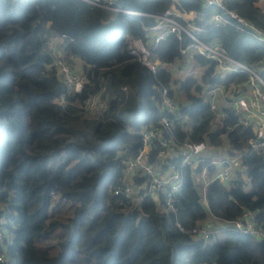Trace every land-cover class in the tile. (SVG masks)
<instances>
[{
	"label": "trees",
	"instance_id": "16d2710c",
	"mask_svg": "<svg viewBox=\"0 0 264 264\" xmlns=\"http://www.w3.org/2000/svg\"><path fill=\"white\" fill-rule=\"evenodd\" d=\"M115 2L149 14L174 9L192 15L198 38L219 42L231 58L264 79V43L241 31L236 21L216 24V7L200 0ZM225 3L264 30L260 0ZM154 22L152 16L122 13L111 19L106 9L85 0H0V255L7 259L0 264H264V240L229 229L224 237L213 234L205 241L177 226L192 230L213 216L231 223L254 211L264 231V152L251 149L255 129L232 105L249 76L223 75L204 56H183L187 34L153 45L145 27ZM56 35L66 37L65 57L86 77L80 93L68 91L56 66L48 67ZM127 36L150 44L156 73L131 53ZM189 57L191 64L184 63L186 72L176 78L172 66ZM220 87L226 104L215 121L217 110L205 92ZM163 88L178 112L188 116H172L176 153L162 162L165 169L172 164L182 173L176 213L164 211L163 196L137 202L122 171V161L140 151L146 127L159 133L149 154L150 162L159 161L160 139L169 135L159 122ZM98 93L108 108L94 116L84 105ZM185 141L239 154L235 177L244 193L231 196L233 181L213 180L206 191L208 208L195 182L207 162L182 166ZM215 170L209 167L211 175ZM144 180L137 174L134 183ZM116 188L125 196H114Z\"/></svg>",
	"mask_w": 264,
	"mask_h": 264
},
{
	"label": "built area",
	"instance_id": "2783aa9c",
	"mask_svg": "<svg viewBox=\"0 0 264 264\" xmlns=\"http://www.w3.org/2000/svg\"><path fill=\"white\" fill-rule=\"evenodd\" d=\"M96 6L106 9L110 18L113 14L122 13L131 16H152L155 22L150 26L145 27V30L151 34V42L157 45L161 40L170 35H176L179 39L183 34H187L190 38L188 44L182 48L181 54L187 56L189 54H196L206 57L215 62L218 71L225 75L230 73H245L249 76L246 82L245 90L238 88V96L232 102L236 114L240 120L245 124H250L254 127L256 137L249 141L252 150H261L264 152V79L252 68L243 65L231 58L225 48L219 42L207 43L198 38L192 30H198L197 27L188 25L185 14L174 9H168L161 14H149L145 12L130 10L128 8L116 5L115 0H85ZM206 7H216L213 18L218 25L233 24L234 21L238 24L241 31L248 33L258 42L264 43V30L260 29L253 23L239 16L234 10L227 7L225 0H200ZM186 23V25L184 24ZM65 36L56 35L52 38L49 47L52 55V63L48 65L49 68L56 66L60 78L66 83L68 91L73 93H80L86 77L84 74L74 72L70 66L63 62L61 52H65ZM127 42L131 53L137 56L141 62L146 65L153 73L157 72V62L152 59L150 44L143 41L141 38L127 36ZM162 98V114L159 122L162 126L169 130V135L162 137L160 140L162 149L159 150V161L150 162L149 154L153 141L158 138L157 130L150 126L141 131L142 147L134 158H127L122 161V171L125 178V183H131L133 186L128 191L134 192L136 201L143 198L150 197L155 201H159L164 197L165 203L164 211L176 213L174 196L182 186V173L176 165H170L168 168L162 166V162L168 155L175 152L174 149V135L171 133L172 116L187 120L188 116L183 115L177 110V102L170 96L169 89L163 88L161 90ZM65 95L61 96L60 101L64 102ZM85 109L91 115L102 114L107 108V103L102 99V94H94L85 101ZM181 165L184 167H196L200 162H207L199 175L202 176V199L207 201L206 191L209 184L213 180H220L224 184L232 183L236 167L240 164V155L221 154L214 152L207 145L206 142H190L185 141L181 144ZM214 166L216 170L209 173V167ZM139 174L146 177L143 184L137 185L134 183L135 176ZM114 196L122 198L125 192L120 188L114 190ZM232 229L238 230L243 234L250 235L255 239L264 240V231L262 226L257 222V215L254 211L245 212L240 218L231 222ZM2 224V223H1ZM180 230L184 232H191L198 235L205 241H208L213 234H217V230L213 225L206 223L197 226L192 230H186L180 223H177ZM4 239L3 230L0 228V242ZM5 254L0 255V262H6Z\"/></svg>",
	"mask_w": 264,
	"mask_h": 264
},
{
	"label": "rangeland",
	"instance_id": "374dc122",
	"mask_svg": "<svg viewBox=\"0 0 264 264\" xmlns=\"http://www.w3.org/2000/svg\"><path fill=\"white\" fill-rule=\"evenodd\" d=\"M262 4V3H261ZM152 38V36H151V34H150V39ZM65 52H61V56H62V59H63V62L66 64V65H68V66H70V61H71V59L69 58H67L66 59V57H65ZM75 60V59H74ZM190 61H192L191 59H190V57L189 58H187L185 61H183V63H180L181 65H183L184 63H189ZM189 64H191V63H189ZM78 65V64H77ZM71 67V66H70ZM176 68H177V70H176V72H177V75H179V74H184L186 71H185V69H184V67H182V66H180L179 64H178V66H176ZM72 69V68H71ZM73 70V69H72ZM74 71V70H73ZM74 72H76V71H74ZM76 73H78V72H76ZM223 88H217V89H215V88H207V91L205 92V96L206 97H210L211 98V100H212V102H213V107L215 108V110H217V115H216V118L217 119H215V121H218V120H220V117L221 116H219L220 114H221V106L222 105H224V104H226V99H225V97H224V94H223ZM228 93H229V91H228ZM213 151V153L215 152V148L212 150ZM235 180H236V177L234 178ZM195 182H196V185H197V187L199 188V189H201V187H202V185H203V179H202V176L201 175H197L196 177H195ZM234 182H236V181H234L233 180V183ZM229 184H231V183H229ZM236 185V184H235ZM230 187H233L231 190H230V193H231V196H237L238 195V193H241L240 191H239V189L237 190V187L236 186H234V185H232L231 184V186ZM212 217V216H211ZM215 220V222H217V219H215V217L213 216L212 217V219H210L209 221L210 222H213ZM221 226H226V227H233V224L232 223H229V222H224L223 221V223L222 224H220ZM213 228L214 229H216V230H218V226H216V225H214L213 224ZM224 233H221V236L223 235ZM216 236H218V232H217V234H216ZM219 237V236H218Z\"/></svg>",
	"mask_w": 264,
	"mask_h": 264
},
{
	"label": "crops",
	"instance_id": "0c3cea01",
	"mask_svg": "<svg viewBox=\"0 0 264 264\" xmlns=\"http://www.w3.org/2000/svg\"><path fill=\"white\" fill-rule=\"evenodd\" d=\"M262 3V4H261ZM260 5H264V0H260ZM193 16L192 15H188V14H185V18L187 19V23H188V25H191V26H194V25H192L191 23H190V19L192 18ZM179 65L180 66H182L180 63H179ZM176 66H178V64H176V65H173L172 66V69H173V72H174V76L176 77V78H178V77H180L181 75H182V73L181 74H179V75H177V72H176V70H177V68H176ZM183 67V66H182ZM184 69H185V67H184ZM222 114H220L219 116H221ZM214 148H212L211 150H213ZM215 152H220V149H218V148H215ZM240 165H241V162H240V164L236 167V170L237 169H239L240 168ZM235 170V171H236ZM236 173V172H235ZM234 173V178H235V174ZM197 176V175H196ZM234 181H236V182H234V186H235V184H236V187H237V190L239 189V191L241 192V193H238V195H240V194H243L244 193V191H245V189H243L242 187H239V185L237 184V180H235L234 179ZM246 189H248V187H245ZM202 190V187H201V189H200V191ZM204 203L206 204V206L209 208V205H208V202L207 201H204ZM212 215V214H211ZM213 216V215H212ZM216 219V218H215ZM209 224H211V225H216V226H218V236L219 237H224V235H225V231H227V230H229V229H232L231 227L229 228V227H226V226H221L220 224H222L223 223V221H221V220H217V222H215V220L213 221V222H208ZM221 233H224L222 236H221Z\"/></svg>",
	"mask_w": 264,
	"mask_h": 264
}]
</instances>
